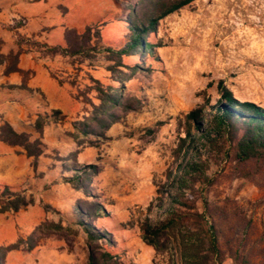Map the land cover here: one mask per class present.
I'll return each instance as SVG.
<instances>
[{"label": "rangeland", "instance_id": "rangeland-1", "mask_svg": "<svg viewBox=\"0 0 264 264\" xmlns=\"http://www.w3.org/2000/svg\"><path fill=\"white\" fill-rule=\"evenodd\" d=\"M121 30L105 26L103 39L118 42ZM150 40L160 45L156 48L158 60H147L152 70L138 71L124 82L126 93L139 97L142 105L132 111L118 110L120 119L104 137L80 135L72 126V121L87 117L89 101L97 103L94 92L80 96L90 83L86 71L74 76L73 95L79 97L82 113L68 124L64 137H55L57 142L64 139L73 145L47 149L39 138L43 147L39 156H49L51 169L61 159L75 157L80 164L98 165L99 171L86 192L70 184L46 183L36 191V198L25 194L33 202L40 200L44 217L32 238L34 246L20 243L9 264H86V237L73 221L72 211L78 206L85 216L96 204H101L107 215L94 221L112 233L116 241L112 251L122 255L124 264H180L173 244L155 251L141 238L139 224L148 213L147 206L156 201L157 188L165 182L168 170L182 161L186 144L206 156L204 139L193 142L189 138L181 151L177 148L187 127L184 115L203 103V95L209 101L203 112L207 127L213 113L209 106L219 97V80L239 100L264 107V0H194L162 18ZM103 73L104 85L116 84ZM213 171L219 172V177L210 194L231 198L234 208L252 220L251 241L255 250L261 249L264 170L254 181L245 180L228 162L221 171L211 166L209 177ZM256 257L257 262L261 256Z\"/></svg>", "mask_w": 264, "mask_h": 264}, {"label": "trees", "instance_id": "trees-1", "mask_svg": "<svg viewBox=\"0 0 264 264\" xmlns=\"http://www.w3.org/2000/svg\"><path fill=\"white\" fill-rule=\"evenodd\" d=\"M193 1L136 0L126 17L127 34L121 41L110 44L102 40L100 28L95 24L87 25L81 32L66 29L64 45H49L34 38L17 36V51L7 55L0 53V64L7 63L5 72L20 71L16 64L25 44L42 57L58 56L64 60L72 69V78L68 79L71 86L75 83L74 76L85 70L90 83L86 86L87 91H80V96L94 92L97 103L89 101L87 117L72 121V126L80 135L104 137L105 131L120 119L118 110L132 111L142 105L139 97L126 93L124 82L138 71L152 70L151 64L147 63L149 57L152 61L158 60L156 48L160 45L150 38L155 36L159 21ZM22 25L17 20L10 28ZM129 58L136 60L127 61ZM97 67L103 68L116 84L104 85L103 81L94 78L90 71ZM216 87L219 97L209 106L213 113L207 127L203 125V112L209 101L203 95V103L184 115L187 127L177 148L181 151L189 138L193 142L204 139L207 154L204 156L197 147L186 144L182 161L175 169L168 170L165 182L157 188L156 201L147 206L148 213L139 224L141 238L157 252L173 244L180 264H224L226 260L231 264H264V247L255 250L251 241L252 220L234 208L231 198L210 194L219 172H211L210 177L207 174L211 166L221 171L227 162L248 181H254L255 175L264 170V107L239 100L221 80ZM73 96L79 99L77 95ZM65 119L66 115L60 110L42 111L35 120L34 129L41 134L48 121ZM0 139L22 146L27 155L33 157V166H36V160L43 152L39 137L30 139L28 133H18L4 122L0 124ZM98 171V165L80 164L75 157L61 159L59 179L86 192ZM0 188V212H15L33 203L22 191H14L8 185ZM106 215L101 204H96L94 211L85 216L78 206L72 211L73 221L86 237V264H124L122 255L112 251L116 247L112 233L94 221L96 217ZM38 229L39 225L27 238L0 246V264L4 263L6 252L20 243L27 242V248H32L35 244L32 238ZM257 255L261 257L256 262Z\"/></svg>", "mask_w": 264, "mask_h": 264}, {"label": "crops", "instance_id": "crops-1", "mask_svg": "<svg viewBox=\"0 0 264 264\" xmlns=\"http://www.w3.org/2000/svg\"><path fill=\"white\" fill-rule=\"evenodd\" d=\"M134 3L132 0H0V53L7 55L17 51V36L49 45H64L66 29L81 32L91 24L98 25L102 40L109 44L102 36L104 27H120L118 41H121L128 32L126 17ZM21 17L24 25L11 29L10 25ZM6 66V62L0 64V124L6 122L16 132L28 133L30 138L39 137L47 149L67 143L73 145V141H55L56 136L64 137L71 121L82 113V103L74 98L68 82L73 75L71 67L60 57H42L25 44L16 64L20 71L5 72ZM103 72L101 67L90 71L101 81ZM52 109L60 110L66 119L48 121L42 133H37L34 123L38 114ZM49 160V156H38L34 167L33 157L28 156L22 146L0 139V187L8 185L14 191L36 198V191L43 184H63L59 179V165L51 169ZM39 201L34 200L15 212H0V246L25 239L41 223L44 215ZM16 254V249L9 250L4 264H9Z\"/></svg>", "mask_w": 264, "mask_h": 264}, {"label": "built area", "instance_id": "built-area-1", "mask_svg": "<svg viewBox=\"0 0 264 264\" xmlns=\"http://www.w3.org/2000/svg\"><path fill=\"white\" fill-rule=\"evenodd\" d=\"M18 20H20L21 23L24 25V23H25L24 18L21 17V18H19ZM23 25H22V26H23Z\"/></svg>", "mask_w": 264, "mask_h": 264}]
</instances>
